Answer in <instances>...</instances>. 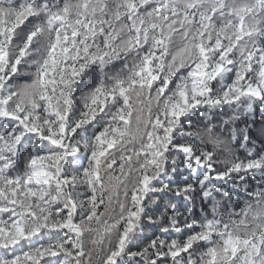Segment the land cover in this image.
<instances>
[{
	"label": "snow or ice",
	"instance_id": "obj_1",
	"mask_svg": "<svg viewBox=\"0 0 264 264\" xmlns=\"http://www.w3.org/2000/svg\"><path fill=\"white\" fill-rule=\"evenodd\" d=\"M0 264H264V0H0Z\"/></svg>",
	"mask_w": 264,
	"mask_h": 264
}]
</instances>
